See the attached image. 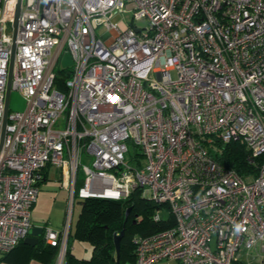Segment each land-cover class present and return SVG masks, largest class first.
Returning <instances> with one entry per match:
<instances>
[{
  "label": "built area",
  "instance_id": "obj_1",
  "mask_svg": "<svg viewBox=\"0 0 264 264\" xmlns=\"http://www.w3.org/2000/svg\"><path fill=\"white\" fill-rule=\"evenodd\" d=\"M17 1L0 0V136ZM12 89L25 107H8L0 143V253L27 236L52 164L67 196L43 229L51 264L78 200L136 190L174 222L135 236V264H264V0H20ZM231 141L255 173L218 159Z\"/></svg>",
  "mask_w": 264,
  "mask_h": 264
},
{
  "label": "trees",
  "instance_id": "obj_2",
  "mask_svg": "<svg viewBox=\"0 0 264 264\" xmlns=\"http://www.w3.org/2000/svg\"><path fill=\"white\" fill-rule=\"evenodd\" d=\"M66 76L67 71L57 69L55 85L62 88ZM248 154L249 151L245 145L239 141H231L222 146V152L217 157L222 163L235 168L241 175H245L249 172L255 173V165L247 161ZM78 203L80 210L74 231L70 233V236L88 241L91 251L89 256H76L69 245L66 264H115L113 235L122 228H124V234L120 240L119 264H124L126 260L135 261L134 240L132 242L130 240V244L125 247L124 238L129 234H146L161 230L173 225L174 222L171 217L165 221H153L152 202L141 197L137 190L124 199L91 197L78 200ZM142 204L145 206L143 215L141 218L134 216L137 213L136 208ZM127 207L131 209L125 220ZM21 242L22 240L18 244ZM49 247L55 249L54 246L49 245Z\"/></svg>",
  "mask_w": 264,
  "mask_h": 264
},
{
  "label": "crops",
  "instance_id": "obj_3",
  "mask_svg": "<svg viewBox=\"0 0 264 264\" xmlns=\"http://www.w3.org/2000/svg\"><path fill=\"white\" fill-rule=\"evenodd\" d=\"M59 170L52 164H46L41 170V178L38 182V195L32 205V227L42 228L37 236L35 244H29L22 240L10 251L0 253V264H51L55 255V249L43 241L42 234L45 226L58 229L63 221L64 207L66 203V190L59 184ZM74 229L70 232L72 233ZM72 236L69 245L73 251ZM91 251V250H90ZM76 255V253H75ZM77 256V255H76ZM133 264L134 261H132Z\"/></svg>",
  "mask_w": 264,
  "mask_h": 264
},
{
  "label": "rangeland",
  "instance_id": "obj_4",
  "mask_svg": "<svg viewBox=\"0 0 264 264\" xmlns=\"http://www.w3.org/2000/svg\"><path fill=\"white\" fill-rule=\"evenodd\" d=\"M124 16H125V14L123 15V17ZM121 17H122V15L120 16V14H119V15L114 16L113 19H114V21H118V18H121ZM144 23H145V20H141L140 24H144ZM98 31H100V30H98ZM7 32H10V33L12 32L11 23L7 24ZM72 63H73V60H72V57H71V54H70L69 50H65L64 49L63 52H62V55L60 57L59 62H57V64H56L55 70L61 69V68L68 69L71 66ZM172 75L175 76V72L174 71L172 72ZM8 107H9L10 110H22L25 107V100L19 94V92H17L16 90H13V89L10 90ZM127 147H128V151L125 153V159L130 164H135L134 160L136 159L137 155L139 157V160L143 162V157L138 154V153H140V150L137 147L134 146L132 141H130V140L127 141ZM151 204L153 205V207H152L153 212H154V210L156 211L158 208L160 209V213L159 214H160V217L163 218V220L171 217L169 208L167 206H165V205L157 206V205H155L153 203H151ZM144 207L145 206L143 204L139 205L136 208V212L137 213L134 216L137 215V217L141 218V216L143 215V213L145 211ZM79 210H80V204L76 203L75 204V209H74V215H73L72 230L74 229L75 222H76ZM136 235H137V233L129 234L128 236H126V238H124L123 242L125 244V247H127L128 244H130V240H131V242H132V240H134ZM71 243H72L73 251L76 253L77 256H89V254H90V243L88 241L80 240V239H77V238L73 237L71 239L70 244ZM133 244H134V241H133ZM70 247H71V245H70ZM169 262L171 264H176L175 261H169ZM134 263H135V261H134ZM124 264H133V262L130 261V260H126L124 262ZM157 264H165V261H161V262H159Z\"/></svg>",
  "mask_w": 264,
  "mask_h": 264
},
{
  "label": "water",
  "instance_id": "obj_5",
  "mask_svg": "<svg viewBox=\"0 0 264 264\" xmlns=\"http://www.w3.org/2000/svg\"><path fill=\"white\" fill-rule=\"evenodd\" d=\"M20 0L17 1L15 10H14V18H13V30H12V43L10 47V59H9V67H8V74H7V82L5 88V96H4V111L2 116V127H1V136H0V143L2 140V135L4 131V125L6 121V113L8 111V104H9V94H10V79H11V69L13 64V56H14V49H15V37H16V28H17V16L19 12ZM131 207H127L125 211V220L127 219ZM42 232V228L33 226L29 229L27 236L23 238V241L29 244H35L37 242V236ZM124 234V228H122L119 232L114 233L113 235V242L115 247V264H119V250H120V240Z\"/></svg>",
  "mask_w": 264,
  "mask_h": 264
}]
</instances>
